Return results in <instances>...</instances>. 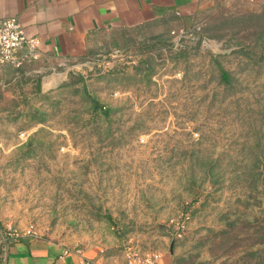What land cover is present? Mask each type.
I'll use <instances>...</instances> for the list:
<instances>
[{
	"label": "rangeland",
	"instance_id": "obj_1",
	"mask_svg": "<svg viewBox=\"0 0 264 264\" xmlns=\"http://www.w3.org/2000/svg\"><path fill=\"white\" fill-rule=\"evenodd\" d=\"M204 3L0 66V264L36 237L108 264H264V1Z\"/></svg>",
	"mask_w": 264,
	"mask_h": 264
},
{
	"label": "crops",
	"instance_id": "obj_2",
	"mask_svg": "<svg viewBox=\"0 0 264 264\" xmlns=\"http://www.w3.org/2000/svg\"><path fill=\"white\" fill-rule=\"evenodd\" d=\"M205 0H0V19L15 18L38 48L59 59L89 53L108 31L156 25H185ZM264 1V0H263ZM7 264H108L94 252L41 237L14 239ZM149 264H176L164 254Z\"/></svg>",
	"mask_w": 264,
	"mask_h": 264
},
{
	"label": "built area",
	"instance_id": "obj_3",
	"mask_svg": "<svg viewBox=\"0 0 264 264\" xmlns=\"http://www.w3.org/2000/svg\"><path fill=\"white\" fill-rule=\"evenodd\" d=\"M38 48V39L26 35L13 17L0 19V66L18 67Z\"/></svg>",
	"mask_w": 264,
	"mask_h": 264
},
{
	"label": "water",
	"instance_id": "obj_4",
	"mask_svg": "<svg viewBox=\"0 0 264 264\" xmlns=\"http://www.w3.org/2000/svg\"><path fill=\"white\" fill-rule=\"evenodd\" d=\"M8 247H9V245L6 244L5 250H4V257H3V260L1 262V264H7V261H8Z\"/></svg>",
	"mask_w": 264,
	"mask_h": 264
},
{
	"label": "trees",
	"instance_id": "obj_5",
	"mask_svg": "<svg viewBox=\"0 0 264 264\" xmlns=\"http://www.w3.org/2000/svg\"><path fill=\"white\" fill-rule=\"evenodd\" d=\"M224 77H225V74H224ZM90 99H91L92 104L94 105V108H101V106L99 105V103L95 99H93V98H90ZM21 239H23V238H21Z\"/></svg>",
	"mask_w": 264,
	"mask_h": 264
}]
</instances>
